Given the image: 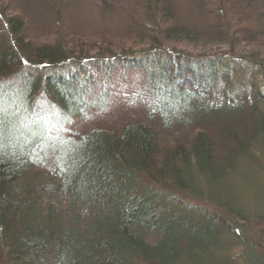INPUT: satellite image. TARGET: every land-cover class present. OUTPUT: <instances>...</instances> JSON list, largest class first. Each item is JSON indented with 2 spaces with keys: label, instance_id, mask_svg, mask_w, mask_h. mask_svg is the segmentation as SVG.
Segmentation results:
<instances>
[{
  "label": "trees",
  "instance_id": "obj_1",
  "mask_svg": "<svg viewBox=\"0 0 264 264\" xmlns=\"http://www.w3.org/2000/svg\"><path fill=\"white\" fill-rule=\"evenodd\" d=\"M5 1L0 0V13L7 17L1 8ZM136 4L153 25L137 39L150 48L140 54L155 55L144 61L149 67L146 118L127 122L121 131L95 129L77 138L44 135V122L24 113L42 96L58 112L83 118L87 88L44 67L89 64V50L66 49L60 43L33 46L19 37L18 15L1 20L0 26L15 38L8 42L0 34V77H17L19 87H0V97L8 113L17 109L21 116L15 128L3 118L7 123L0 135V264H236L217 253L224 232L242 247L234 257L237 264H264V244L241 239L222 214L159 197L137 181L139 175L193 188L201 175L215 182L233 169L264 136V64L247 81L235 84L221 57L163 49L165 43L194 47L204 38L177 24L164 0ZM220 34L229 40L227 30ZM124 42L104 48L100 42L92 50L108 58L140 52ZM199 61L203 66L198 68ZM31 63L42 72L17 76L23 64ZM18 97L25 98L24 105L14 102ZM33 170L56 181H47L38 193L29 177ZM215 202L247 221L232 204ZM250 222L264 232V212Z\"/></svg>",
  "mask_w": 264,
  "mask_h": 264
},
{
  "label": "rangeland",
  "instance_id": "obj_2",
  "mask_svg": "<svg viewBox=\"0 0 264 264\" xmlns=\"http://www.w3.org/2000/svg\"><path fill=\"white\" fill-rule=\"evenodd\" d=\"M164 1L177 24L198 31L207 40L202 39L194 47L165 43L163 49L173 47L186 56L221 57L232 73L235 84L247 81L252 73L260 71L264 64V0H217V4L213 3L214 0ZM1 8L7 17L18 15L22 25L19 37L24 36L33 46L60 43L66 49L74 47L77 50H89L93 58L89 64L71 61L44 67L49 74L70 77L76 85L85 86L89 93V105L83 118L60 113L53 106L49 107L44 97H35L28 106L30 113L24 115H28L29 119L42 120L45 125L44 135L62 134L66 138H77L95 129L121 131L127 122L145 120L143 106L149 94V67L144 64L145 58H154L155 55L140 54L150 48L147 42L137 43V39H142V35L153 25L136 0H7ZM7 17L0 13V23ZM222 29L230 33L229 40H223L220 34ZM235 31L237 38L230 36ZM1 33L8 42L15 38L4 26H0ZM133 35H136V40L132 39ZM123 41H126L124 45L129 50L140 52L125 57L118 52L116 57L108 58L99 54L96 48L92 50L100 42L105 43L102 46L104 48ZM195 64L198 68L203 66L200 61ZM40 69L32 63L23 64L17 76L32 71L40 73ZM16 78L0 77V87L6 90H10L11 86L19 87ZM14 102L24 105L26 101L18 97ZM7 111L5 107L2 118L10 122L9 127H17L14 122L21 116L19 111ZM67 147L70 148V145ZM29 173L38 193L41 188L47 187V181H56L42 170ZM137 181L146 191L155 192L159 197H169L214 210L225 217L229 228L241 239H252L264 244L263 228L256 229L250 222L254 214L264 212V136L253 144L249 154L239 157L233 169L218 181L206 180L201 175L199 179L193 180V188L160 184L148 180L146 176L140 178L139 175ZM215 201L232 204L233 207L230 206L233 210L239 211L247 221L226 213ZM219 238L217 253L223 257L228 256L231 263L237 264L234 257L242 249L238 239L229 232H224Z\"/></svg>",
  "mask_w": 264,
  "mask_h": 264
},
{
  "label": "snow or ice",
  "instance_id": "obj_3",
  "mask_svg": "<svg viewBox=\"0 0 264 264\" xmlns=\"http://www.w3.org/2000/svg\"><path fill=\"white\" fill-rule=\"evenodd\" d=\"M5 112V106L3 102V98L0 97V135H2V130L4 126V121H3V113Z\"/></svg>",
  "mask_w": 264,
  "mask_h": 264
}]
</instances>
